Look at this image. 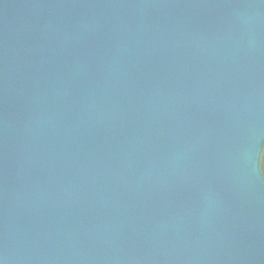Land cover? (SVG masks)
I'll list each match as a JSON object with an SVG mask.
<instances>
[{
	"label": "water",
	"instance_id": "obj_1",
	"mask_svg": "<svg viewBox=\"0 0 264 264\" xmlns=\"http://www.w3.org/2000/svg\"><path fill=\"white\" fill-rule=\"evenodd\" d=\"M3 264H264V0H0Z\"/></svg>",
	"mask_w": 264,
	"mask_h": 264
},
{
	"label": "snow or ice",
	"instance_id": "obj_2",
	"mask_svg": "<svg viewBox=\"0 0 264 264\" xmlns=\"http://www.w3.org/2000/svg\"><path fill=\"white\" fill-rule=\"evenodd\" d=\"M0 264H3V262H2V261H0Z\"/></svg>",
	"mask_w": 264,
	"mask_h": 264
}]
</instances>
